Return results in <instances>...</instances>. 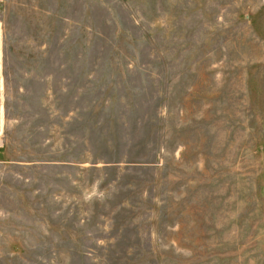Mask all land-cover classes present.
Segmentation results:
<instances>
[{
  "label": "rangeland",
  "instance_id": "obj_1",
  "mask_svg": "<svg viewBox=\"0 0 264 264\" xmlns=\"http://www.w3.org/2000/svg\"><path fill=\"white\" fill-rule=\"evenodd\" d=\"M0 264H264V0H4Z\"/></svg>",
  "mask_w": 264,
  "mask_h": 264
},
{
  "label": "built area",
  "instance_id": "obj_2",
  "mask_svg": "<svg viewBox=\"0 0 264 264\" xmlns=\"http://www.w3.org/2000/svg\"><path fill=\"white\" fill-rule=\"evenodd\" d=\"M4 0H0V9L2 8Z\"/></svg>",
  "mask_w": 264,
  "mask_h": 264
}]
</instances>
